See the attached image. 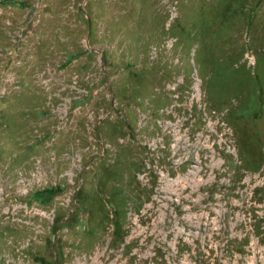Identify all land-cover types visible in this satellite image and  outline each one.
<instances>
[{"label": "rangeland", "instance_id": "1", "mask_svg": "<svg viewBox=\"0 0 264 264\" xmlns=\"http://www.w3.org/2000/svg\"><path fill=\"white\" fill-rule=\"evenodd\" d=\"M0 264H264V0H0Z\"/></svg>", "mask_w": 264, "mask_h": 264}, {"label": "trees", "instance_id": "2", "mask_svg": "<svg viewBox=\"0 0 264 264\" xmlns=\"http://www.w3.org/2000/svg\"><path fill=\"white\" fill-rule=\"evenodd\" d=\"M50 194H51V192H49V196H50V197H53V195L51 196Z\"/></svg>", "mask_w": 264, "mask_h": 264}]
</instances>
